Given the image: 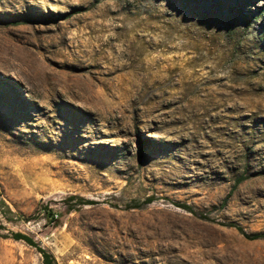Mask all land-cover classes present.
I'll return each mask as SVG.
<instances>
[{"label": "rangeland", "instance_id": "obj_1", "mask_svg": "<svg viewBox=\"0 0 264 264\" xmlns=\"http://www.w3.org/2000/svg\"><path fill=\"white\" fill-rule=\"evenodd\" d=\"M232 224L264 233V0H0V264H264Z\"/></svg>", "mask_w": 264, "mask_h": 264}, {"label": "trees", "instance_id": "obj_2", "mask_svg": "<svg viewBox=\"0 0 264 264\" xmlns=\"http://www.w3.org/2000/svg\"><path fill=\"white\" fill-rule=\"evenodd\" d=\"M242 182H243V179H240L237 181L236 185H239ZM72 200L79 201L80 205H82V206H89V205L95 204L94 201L86 200L85 198L79 197V196L70 197L69 201H72ZM152 202H153L152 199H148L145 202V204L148 205V204H151ZM133 205H134V208H140L143 204L134 202ZM69 207H72V206H69ZM179 207H181V208H183V209H185L191 213H195L194 210L190 206L184 205V206H179ZM8 211H9V213L12 214L10 209H8ZM48 215H49L50 220H55V215L50 210L48 211ZM232 226L235 227L246 239H249V240L264 239V233L249 234V233L245 232V230L241 226H238L236 224H232ZM11 235H12L13 240L24 242L27 245L35 248L37 250V252L41 255L43 264H57L56 259L53 256V254L50 251H48L47 249H45L44 247H42L40 244H38L32 237H30L26 234L20 233V232H14Z\"/></svg>", "mask_w": 264, "mask_h": 264}, {"label": "bare ground", "instance_id": "obj_3", "mask_svg": "<svg viewBox=\"0 0 264 264\" xmlns=\"http://www.w3.org/2000/svg\"><path fill=\"white\" fill-rule=\"evenodd\" d=\"M90 89V88H89ZM87 91V90H86Z\"/></svg>", "mask_w": 264, "mask_h": 264}]
</instances>
